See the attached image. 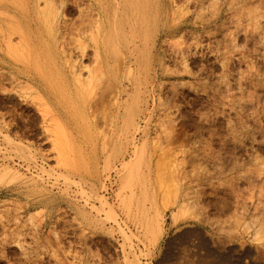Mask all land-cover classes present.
Returning <instances> with one entry per match:
<instances>
[{"label": "rangeland", "instance_id": "1", "mask_svg": "<svg viewBox=\"0 0 264 264\" xmlns=\"http://www.w3.org/2000/svg\"><path fill=\"white\" fill-rule=\"evenodd\" d=\"M76 1L0 0V264H264V0Z\"/></svg>", "mask_w": 264, "mask_h": 264}, {"label": "bare ground", "instance_id": "2", "mask_svg": "<svg viewBox=\"0 0 264 264\" xmlns=\"http://www.w3.org/2000/svg\"><path fill=\"white\" fill-rule=\"evenodd\" d=\"M37 1V3H38V0H36ZM76 1V0H75ZM35 2V1H34ZM74 2V1H73ZM77 2V1H76ZM95 2V1H94ZM35 4H36V2H35ZM77 4V3H76ZM93 5L92 6H90V7H93V8H98V10L100 11V8H102L101 7V4H96V3H92ZM70 5V4H69ZM68 4H66V3H64V0H59L58 1V3L56 4L55 3V1H53V0H44V5L39 9V13L44 17H42V19H43V22H44V29H45V31L47 32L46 34L48 35V37L49 38H52V39H54L53 37H54V35H53V31H54V23L56 22V18H57V15H58V12H59V10L60 9H62L63 7H65L67 10H70L72 7H70ZM90 5V4H89ZM77 6V5H76ZM79 6V5H78ZM73 7H74V5H73ZM89 7V9H91ZM95 9V10H96ZM73 10H74V8H73ZM94 10V11H95ZM90 12H92V11H90ZM101 15H103V13L100 11L99 12ZM96 14V13H95ZM98 14V13H97ZM100 14H98V15H100ZM100 15V16H101ZM106 15V14H105ZM104 15V16H105ZM95 17H97V16H95ZM105 19V18H104ZM99 20H100V18H99ZM99 20H98V22H99ZM104 21V20H103ZM101 22H102V18H101ZM96 23H97V21H96ZM100 24V23H99ZM103 24V23H102ZM105 24V23H104ZM97 26H98V32H101V31H99V29H100V25H98L97 24ZM96 27V26H95ZM128 27L130 28V29H133V27H132V25L129 23V25H128ZM107 28V27H106ZM135 28V27H134ZM97 29H96V31H97ZM105 29V28H104ZM102 30V29H101ZM103 31V30H102ZM108 32V31H107ZM46 35V36H47ZM98 35H99V33H98ZM10 35H7L6 36V38H7V42L9 43L10 42V37H9ZM101 36V35H100ZM49 40V39H48ZM82 42H83V40H82ZM80 43L81 45V49H83L84 50V48H85V45H84V43ZM18 46V45H17ZM13 47V46H12ZM11 47V48H12ZM80 49V50H81ZM14 50V49H13ZM16 50V49H15ZM14 54V53H13ZM95 57V56H94ZM98 58V57H97ZM96 58V59H97ZM95 59V58H94ZM98 61V60H97ZM96 61V62H97ZM97 64V63H96ZM100 64V63H99ZM95 66V65H94ZM100 66V65H99ZM91 67V66H90ZM86 69V68H85ZM92 69V68H91ZM97 69V68H96ZM100 69V68H99ZM94 70H95V68H94ZM97 71L98 72H100V71H102V70H98L97 69ZM96 71V72H97ZM74 73V72H73ZM76 73V72H75ZM75 73H74V77H75V82H77L78 84H76V85H78V87L80 88V90L82 91V92H84L86 89H88L87 87H93L92 85V83L95 81L94 79L96 78L97 80L96 81H100L99 79H102L101 77H102V73L100 72L98 75L97 74H94L93 75V70H88V72H87V76H85L84 77V79H81V78H79V77H77L78 75H80L79 73L77 74V76H75ZM65 74V73H64ZM66 77V76H65ZM69 78V77H68ZM94 80V81H93ZM95 81V82H96ZM108 81V80H107ZM98 82H96V84L98 83ZM109 82V81H108ZM108 82H106V83H108ZM110 83V82H109ZM74 84V83H73ZM95 84V85H96ZM110 86V85H109ZM111 86H112V84H111ZM115 87V86H114ZM78 88V89H79ZM117 89V88H116ZM91 89L89 88V90L88 91H90ZM57 120V119H56ZM55 120V121H56ZM52 121V120H51ZM58 128V127H57ZM56 128H55V126H54V128H53V126L51 127V128H49L48 130L50 131V133H52V135H53V137H52V143H53V145H54V148L57 150V153H58V155H60V156H62L63 157V155H64V150H65V147H64V145H63V141H62V139H61V137L59 136V132H57L56 130H55ZM66 143V142H65ZM59 156V157H60ZM126 164L127 163H125V164H123V166L125 167L126 166ZM13 171V170H12ZM1 179V178H0ZM174 218V217H173ZM202 238V237H201ZM199 240H201V239H199ZM205 241V240H204ZM201 242V241H200Z\"/></svg>", "mask_w": 264, "mask_h": 264}]
</instances>
